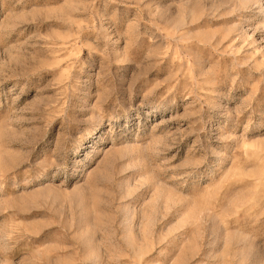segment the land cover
Wrapping results in <instances>:
<instances>
[{
  "label": "rangeland",
  "instance_id": "rangeland-1",
  "mask_svg": "<svg viewBox=\"0 0 264 264\" xmlns=\"http://www.w3.org/2000/svg\"><path fill=\"white\" fill-rule=\"evenodd\" d=\"M0 264H264V0H0Z\"/></svg>",
  "mask_w": 264,
  "mask_h": 264
}]
</instances>
